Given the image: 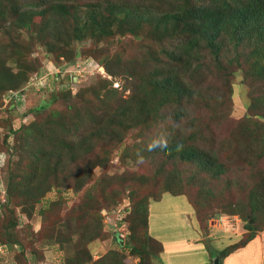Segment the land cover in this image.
Wrapping results in <instances>:
<instances>
[{
    "label": "trees",
    "instance_id": "16d2710c",
    "mask_svg": "<svg viewBox=\"0 0 264 264\" xmlns=\"http://www.w3.org/2000/svg\"><path fill=\"white\" fill-rule=\"evenodd\" d=\"M8 2L10 8V4L12 5V8H9L11 19L5 20V23L16 28H30L35 15L45 14L47 32L51 36H57L65 46H68L67 49H70L74 40L80 41L85 37H91L98 43L111 35L123 34L125 31L135 35L137 30H141L154 46L162 44L163 38H176L172 46L173 51L169 55L155 47L150 51L149 64L139 62L141 67L138 64L133 65L134 67L125 69V72H119L111 67L106 57H101L102 51L98 48L93 52L98 60L96 57L88 56L89 53L79 51L85 56L82 57L81 67L90 68L93 60L96 59L112 78L103 79V86L99 84L91 86L93 94L91 92V96L85 102L76 101L68 104L71 122L60 120L56 109L46 114L42 113L49 105H52L53 101L50 97L53 98V94L39 105H27V97H25L27 94L18 85L21 79H25V75L21 74V77L18 75L15 82L9 76L11 75L9 70H5L4 67L1 69L5 60L3 57L0 59V104H5L4 111L6 110L7 114L9 113L13 118L21 115L19 125L11 122L6 127L0 126L2 131L6 130L3 131V144L13 148L14 151L19 149L26 154L22 157L23 162L20 165L26 168L24 175L28 174L26 177L30 180L32 191L39 192L40 196L52 191L53 183L62 181L63 175L59 174L61 164L58 156H55L56 153L61 154L67 148L70 153L76 154L71 152L73 150L70 144L74 146V149L76 146L77 153L90 152L95 142L94 136L99 138L100 134L116 132L115 137L118 139L121 136L118 132L130 126L134 119L136 124L144 127L170 120L168 125L159 127V133L165 132V135L158 136L156 131L149 135L143 148L147 156L142 158L147 159L150 154H156L154 163H157L158 157L160 158L162 154L165 160L160 162L170 159V164L175 167L173 177L182 175L187 178L189 185L198 184L197 198H193L194 202L191 197L189 198V201L192 199L190 202L197 212L210 198L225 197L233 186L234 178L226 172L227 169L218 165L220 156H218L217 148L224 147L225 139L238 140L236 147L238 156L252 151L253 156L260 157L258 160L264 159V121L257 117L261 116L264 119V106H261L264 101V0H87L83 4L84 7L75 3L74 0H8ZM5 13L6 11L0 15V21ZM70 19H72V25ZM2 25L0 30L3 32ZM4 28L6 29L5 26ZM62 53L65 55V50ZM75 53L78 54V52ZM227 53H230L229 57ZM222 57L228 59V62L225 63L224 60L221 62ZM218 62H221L219 66ZM203 66L208 69L205 73H202V68H205ZM216 68L222 70L215 71ZM240 69L243 70V81L250 88L246 108L255 109V117H244L239 121L236 134L227 135L229 127L222 121L221 116L225 113L231 114L234 91L231 79L235 71ZM48 71L44 68L39 70V74L46 77ZM122 73L135 81V96L132 100H120L121 95L112 86L115 79L122 76ZM214 74L216 76L211 78ZM216 83H222L225 87ZM83 90L86 88H81L78 92L85 97L86 93ZM115 94L118 95V100L113 105L110 101ZM86 123L89 126L81 132L80 128L86 126ZM75 131L80 132L75 135ZM65 134H71V140H65ZM46 143L49 148L46 147ZM53 145L58 147L53 149ZM248 160L253 161L252 157ZM105 162L102 163L96 158L92 165H88L87 162H78L77 169L78 167L87 168L88 173L93 165H101ZM139 165L144 167V163ZM165 169L161 168L160 171ZM234 169L238 170L239 166ZM155 173H158V176L161 175L159 171ZM224 173H227V179H222ZM73 176L75 178V175ZM145 176L148 177L146 174ZM145 176L140 177V180L144 181ZM76 180L79 181L74 182L75 180L66 177L62 184L67 188L80 190L86 181ZM262 183L263 188L253 187L251 190L253 194L248 197L253 219L256 215L252 210H259L256 201L260 199L261 194H264V179L259 184ZM22 184V180L18 179L16 183L11 180L7 185L0 187V197L3 192L5 198L1 200L2 203L0 202V209L7 206L10 211V202H13L14 196L17 199H23V193L28 190L24 191ZM157 187L155 184L150 188L157 189ZM54 189L59 190L58 194H61L63 188ZM133 190L134 188L130 192L134 195ZM181 191L182 189L171 188L164 190L170 195H185ZM63 199L60 195L58 199L50 202V208L58 209ZM232 201V195L228 194L224 202L227 205L226 212L228 214L242 213L245 206L241 201L239 202V199L234 203ZM150 202L140 201L137 206L136 202H133L135 206L130 204L122 221L127 222L131 229H135V221V224L137 222L144 224L146 235L161 243L149 233ZM131 211L135 212V215L129 224L128 215ZM84 214L85 211L78 213L81 220L84 219ZM249 219L247 218L246 224V228L251 231L248 238L228 246L221 252L222 258L256 237L260 228L257 229L254 224L249 223ZM85 223H88V227L95 226L92 221ZM17 224L16 218H9L0 212V243H9L15 251L10 264H24V260L28 261L29 257L23 242L25 238L20 237V234L16 232ZM53 233L55 232L51 234ZM99 234V229L88 232L87 242ZM51 238L52 235H49L47 240ZM58 241L62 240L59 238ZM142 242L146 243L145 240ZM85 245L84 242L76 247L74 252L67 253L62 263L125 264L124 257L114 251L95 259ZM133 247V252L141 256L140 261L143 264H153L145 252H142L144 247L137 248V245ZM31 250L37 253L35 248ZM40 262L43 264L44 259ZM34 264H38L37 261Z\"/></svg>",
    "mask_w": 264,
    "mask_h": 264
},
{
    "label": "rangeland",
    "instance_id": "374dc122",
    "mask_svg": "<svg viewBox=\"0 0 264 264\" xmlns=\"http://www.w3.org/2000/svg\"><path fill=\"white\" fill-rule=\"evenodd\" d=\"M86 1L74 0L75 3L82 6ZM10 6L12 8L11 4ZM42 6L45 7V5ZM9 8L8 0H0V11H2L0 15L6 11L0 21V25L3 24L6 27L5 29L2 25L3 32L0 30V59L3 57L5 60L1 69L4 67L5 70H9L11 73L9 76L15 82L18 75L20 77L21 74L22 76L25 75V79H21L18 85L27 94L25 96L27 97L26 104L29 106L39 105L53 94V98L50 97L53 101L52 105H49L42 113L46 114L52 109H56L57 117L65 122H71V115L68 114L69 103L85 102L91 96V86H97L98 84L103 86V79L112 78L103 65L99 66L98 58L93 54L94 51H97V48L102 51L101 57H106L105 59L111 67L119 72H125V69H130L134 67L133 65L137 66L139 62L145 65L149 64L150 51L155 47L159 51L167 52L169 55L173 51V44L176 42V38L166 37L163 38L162 44H155L154 46L152 41L146 39L141 30H137L135 35L132 32L125 31L123 34L111 35L98 43L94 42L91 37H85L80 41L74 40L70 49H67L68 46H65L57 36H51L47 32L45 14L38 13L35 15L30 28H16L7 22L5 23V20L10 21L11 19V8ZM70 22L72 25V19H70ZM64 50L65 55L62 53ZM79 51L89 53L88 56L97 58V60L94 58L95 60H93L90 68L83 69L81 67L82 57L85 56ZM75 52H78V54L76 55ZM229 55L230 53H227V57ZM220 61L227 63L228 59L222 57ZM221 62H218L217 65L219 66ZM141 64H138V66L141 67ZM44 68L49 70L46 77L39 74V70ZM216 70L222 69L216 68ZM207 71L206 67L202 68V73ZM243 75L242 69L235 71L231 79L234 90L232 95L233 109L231 114L225 113L221 116L222 121L229 127L227 135L230 133L236 134L239 121L244 117H255V109L249 110L246 108L250 88L243 81ZM215 76L214 74L211 78ZM216 84L225 87L222 83ZM112 86L121 95L120 100H132L135 96V81L125 73L118 76ZM81 88H86V90H83L86 93L85 97L78 92ZM117 100L118 95L115 94L110 102L115 105ZM261 106H264V101ZM3 107H5V104H0V126L6 127L11 122L19 125L21 115L13 118L9 113L7 114L6 110L4 111ZM257 117L264 121L261 116ZM134 120L130 126L118 132L121 134L118 139L115 137L116 132L106 133V135L100 134L99 138L94 136L95 142L90 152L77 153L76 146L74 149V146L70 144L73 150L71 152L76 154L73 155L67 148L61 152L62 156H60V153H56L55 156H58L61 164L59 174L60 176L63 175L62 181L58 180V183H53L52 191L47 192L44 196H40L39 192L32 191L30 180L26 177L28 174L24 175L26 168L20 164L23 162L21 161L22 157H25L26 154L20 152L19 149L14 151L13 148L11 149L3 144V131L6 130L2 131L0 128V150L6 151L8 154L7 163L4 166L1 165L3 167L0 168V187H3L4 184L7 185L11 180L16 183L19 179L22 180L24 191L28 190L23 193V199L13 197L14 200L10 202L11 205L9 206L10 211H8L7 206L0 209V212L6 214L7 217H14L18 220L16 232L20 234V237L25 238L23 242L27 247V256H29L28 261L27 259L24 260V264H34L35 261L41 264L40 261L43 259V264H53L55 262H58L56 264H63V257L67 253L74 252L76 247L81 246L84 242L86 248L91 251L93 258L97 259L108 254V252L114 251L124 257L125 264H143L140 261L141 256L133 252L132 247L135 248L136 245L137 248L144 247L142 252H145V255L153 264H167L165 258L169 254L174 255L173 263L177 256L181 255L187 258L188 262L187 260L179 261L180 264H192L194 261L190 258V254L200 244V246H205L206 249V252L204 251L206 258H204L202 264H216L217 258L218 262L223 264L229 254L222 258L221 252L235 242L246 240L250 235L251 231L246 228L247 218H250L249 223L254 224L257 229L260 228L257 233L264 229V194H261L260 199L256 201L259 210H252L256 215L255 219L250 213L251 206L248 204V197L253 194L252 188L255 186L263 188V183H259L264 179V159L258 160L260 157L253 156L254 152L252 151L244 152L238 156L236 154V152L238 153L236 151L238 140L227 141L225 139L224 147L218 146L217 148L218 156H220L218 165L225 170L227 169L226 172H229L230 177L234 178L233 186L228 194L232 195L233 203L238 199L239 202L241 201L245 206V208L243 207L244 211L240 214H228L226 212L227 205L224 204L227 194L222 198L218 196L210 198L197 212L190 201L197 198L199 194L197 192L198 184L189 185L187 178L182 175L177 178L173 177L175 167L170 164V159L161 163L160 161L165 160L162 154H160V158L158 157L157 163H154L156 154H150L147 159L142 158L147 156V152L143 148L149 135L153 131H156L158 136L165 135V132L159 133V127H164L165 124L168 125L170 120L166 123L160 121L151 127L138 125ZM88 126L89 124L86 123V126L80 128V131L83 132ZM80 131H75V135L79 134ZM71 136V134H65L64 139L71 140ZM46 147L49 148L47 143ZM52 147L55 149L58 146L53 145ZM251 157L253 161L249 162L248 158ZM95 158L102 163L103 161L106 162L101 165H93L88 173L87 168L78 167L77 169L78 162H87L88 165H92ZM5 159H3V162ZM139 163H144V167L142 168ZM238 166L239 169L235 170L234 167ZM161 168L166 169L160 171ZM156 171H159L161 175L158 176V173H155ZM73 175L76 179L86 181L80 190L67 188L62 184L66 177L75 180L74 182L79 181ZM142 176L146 178L144 181L140 180ZM227 177V173H224L222 179H227ZM155 184L158 186L157 189L150 188ZM218 187L220 188L219 183ZM54 188H63L61 194H58L59 190ZM132 188H134V195L130 192ZM166 188L182 189L181 192H184L185 195H170L164 192ZM163 193L165 194L163 195ZM3 194L2 192L0 202L5 199ZM60 195L64 198L61 206L56 210L50 208V202L58 199ZM190 197L192 199L189 201ZM140 201H151L153 205L160 206L159 212H157L158 216L153 219L149 227V233L159 238L161 241L158 240L161 243L150 239L146 235L144 224L139 222L135 224V221V229H131L127 222L122 221L130 204L133 206V202H136L137 206ZM84 211L82 221L78 213ZM134 215L135 212L133 213V211L128 215L129 224ZM79 221L82 222L79 223ZM87 221L94 222L95 226L93 228L88 227V223H85ZM188 227H195V232L199 235L198 240H196L195 233L193 234L194 237H191L192 233H189ZM98 229L100 234L87 242V233ZM53 231L55 233L51 234ZM177 231H179V236L183 232L186 237H175ZM27 234L33 236L30 237ZM49 235H52L51 240H47ZM59 238L62 241H58ZM144 240L146 243L142 242ZM189 240L191 242H188ZM165 245L169 254L166 251L164 252ZM32 248H35L39 254L33 252ZM11 250V254L14 256L15 251L13 248Z\"/></svg>",
    "mask_w": 264,
    "mask_h": 264
},
{
    "label": "crops",
    "instance_id": "0c3cea01",
    "mask_svg": "<svg viewBox=\"0 0 264 264\" xmlns=\"http://www.w3.org/2000/svg\"><path fill=\"white\" fill-rule=\"evenodd\" d=\"M159 207L160 206L153 205L150 202L149 204V227L151 226L153 219L158 216L157 212H159L158 211ZM154 212H156V214H154ZM188 228H189V233H192L191 237H194L193 234L195 233L197 236L196 240H198L199 235L197 234V232H195V227L194 228L188 227ZM175 237L181 238V237H186V235L185 233L182 232V235L179 236V231H177L175 233ZM180 241H182V239H180ZM188 242H191V241L189 240ZM186 243H187V240H186ZM204 247L205 246H200V244H198L197 247L192 250L193 252L190 254L191 257L189 256L194 261V263L192 264H202L204 262V258H206L205 257L206 253H204V251L206 252V249ZM165 251L166 253H168V248L166 247V245H165L164 252ZM179 251H181V249H179ZM173 257L174 255L169 254L167 258H165L167 264H180L179 261H185V260H187L188 262L187 258L181 255H178L173 263ZM223 264H264V230L260 231V233H257L256 237L252 239L251 241H249L245 246L238 248L237 250L231 252L225 258Z\"/></svg>",
    "mask_w": 264,
    "mask_h": 264
},
{
    "label": "clouds",
    "instance_id": "9594fccd",
    "mask_svg": "<svg viewBox=\"0 0 264 264\" xmlns=\"http://www.w3.org/2000/svg\"><path fill=\"white\" fill-rule=\"evenodd\" d=\"M97 64V63H96ZM98 65V64H97ZM99 66H101V64H99ZM83 69L84 68H88L86 66H83L82 67ZM7 152L6 151H2L0 152V166L3 165L4 163H6V160H7ZM6 158V160L3 162V159ZM1 244H5L7 247H8V251L6 253H2L0 252V263L3 262L5 259H8L9 262L11 263V260L13 258V255L11 254L12 252V246L9 244V243H0ZM58 263V262H55V264ZM61 264V263H60ZM221 264V263H220Z\"/></svg>",
    "mask_w": 264,
    "mask_h": 264
},
{
    "label": "built area",
    "instance_id": "2783aa9c",
    "mask_svg": "<svg viewBox=\"0 0 264 264\" xmlns=\"http://www.w3.org/2000/svg\"><path fill=\"white\" fill-rule=\"evenodd\" d=\"M8 251V247L5 244H1L0 245V252L2 253H6ZM0 264H10L8 259H5L3 262H1Z\"/></svg>",
    "mask_w": 264,
    "mask_h": 264
},
{
    "label": "water",
    "instance_id": "95a60500",
    "mask_svg": "<svg viewBox=\"0 0 264 264\" xmlns=\"http://www.w3.org/2000/svg\"><path fill=\"white\" fill-rule=\"evenodd\" d=\"M216 264H220L219 262H218V258L216 259V262H215Z\"/></svg>",
    "mask_w": 264,
    "mask_h": 264
},
{
    "label": "bare ground",
    "instance_id": "6f19581e",
    "mask_svg": "<svg viewBox=\"0 0 264 264\" xmlns=\"http://www.w3.org/2000/svg\"><path fill=\"white\" fill-rule=\"evenodd\" d=\"M48 58V57H47ZM65 62V61H64ZM62 64V63H61ZM43 66V65H42ZM64 74V73H63ZM119 86V85H118ZM6 160V159H5ZM2 177V176H1ZM8 188V187H7ZM123 218V217H122Z\"/></svg>",
    "mask_w": 264,
    "mask_h": 264
}]
</instances>
